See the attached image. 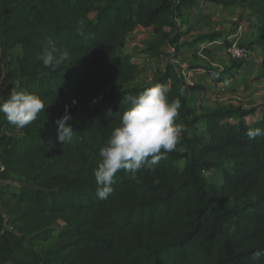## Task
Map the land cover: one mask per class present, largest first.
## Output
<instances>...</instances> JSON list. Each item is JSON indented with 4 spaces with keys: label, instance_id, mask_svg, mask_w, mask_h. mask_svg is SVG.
Returning <instances> with one entry per match:
<instances>
[{
    "label": "trees",
    "instance_id": "16d2710c",
    "mask_svg": "<svg viewBox=\"0 0 264 264\" xmlns=\"http://www.w3.org/2000/svg\"><path fill=\"white\" fill-rule=\"evenodd\" d=\"M205 1L252 10L264 79V0ZM196 2L0 0V97L26 91L48 106L23 129L0 114V264H264V135L247 136L264 130V106L191 104L174 60L222 36L183 40L185 12ZM138 27L155 33L143 49L156 63L146 84L136 82L133 55L120 53ZM49 39L69 53L56 71L37 59ZM242 61L209 70L226 82ZM155 85L168 88L169 102L181 101L176 149L135 180L118 171L113 193L100 199L94 170L130 107L123 97ZM66 105L73 136L62 144L55 122Z\"/></svg>",
    "mask_w": 264,
    "mask_h": 264
},
{
    "label": "clouds",
    "instance_id": "9594fccd",
    "mask_svg": "<svg viewBox=\"0 0 264 264\" xmlns=\"http://www.w3.org/2000/svg\"><path fill=\"white\" fill-rule=\"evenodd\" d=\"M37 59L44 68L56 71L69 59V53L49 39ZM167 93L166 86L155 85L139 95L123 97L122 103L130 107L122 114L119 126L111 131L100 149V162L94 170L98 198L107 199L113 193L112 185L118 171L130 172L135 180L137 171L152 169L162 159V153L176 149L183 130L175 123L181 101L176 98L169 102ZM76 103L74 99L72 104ZM47 107L38 95L26 91L12 90L6 100L0 97V114L17 129L32 124ZM71 119L69 106L66 105L64 115L55 122L57 140L62 144L72 140L73 128L68 123ZM261 135H264V130L260 128L247 132L250 139Z\"/></svg>",
    "mask_w": 264,
    "mask_h": 264
},
{
    "label": "rangeland",
    "instance_id": "374dc122",
    "mask_svg": "<svg viewBox=\"0 0 264 264\" xmlns=\"http://www.w3.org/2000/svg\"><path fill=\"white\" fill-rule=\"evenodd\" d=\"M246 9L247 10L245 11L247 12L245 15H239V9L237 7L231 9H218L213 8V6H209V14L207 13L203 16L198 17L200 18V21L198 23L196 22L197 18H195V20H192L193 27L190 26V32L186 31L183 40H188L189 38L194 39L193 37H196L197 35L202 33L225 32L226 34L231 33L232 35L235 33L236 35H239V32V41L246 45V47L250 50V55L247 59L252 57L253 53L255 55L254 58L257 59L260 53V46L258 48L253 47L251 43H244L245 41L242 38V34L244 33H246V35H250V37L251 34L255 36V31L258 30L259 27L258 20L256 16L252 14V10L248 8ZM206 18L209 20L206 21ZM250 22H254L255 26ZM200 23L202 24L200 25ZM242 25H244V29L241 28ZM253 28L257 29L253 31ZM235 34L231 37V39H238ZM154 35L155 33L152 28L138 27L130 33L126 44L120 50L121 54L133 55V60L139 63L140 73L136 80V82L138 83H149L156 75V63L152 61L151 57H148L143 53V49L147 46ZM228 42L225 44L223 42H220L221 44H218L217 50L219 52H211L210 50L209 52H199L195 50L187 52L185 51L181 52L178 55L179 57H177L174 61L177 64L180 72H182V69H190V67L192 68L203 66L205 65V63H207L208 66H214L216 65V63H219V65L227 67L229 65L228 62L232 60L228 49L230 45ZM254 70L255 67L254 69L250 67L248 70L244 69L245 73L243 72V70L241 72H238V80L235 79L234 85H230L231 82L226 84L212 82L210 81L211 77L207 76L202 82L195 84L194 87H196V89H189L190 87H186L187 92L191 98V104L198 111H201L205 108H212L218 104L241 105L244 108L248 109L264 105V79H258V77L256 78V76L254 75ZM198 127L200 130H202L204 124H199ZM5 131L9 133H16L13 129L10 128H6ZM206 175L211 178L212 176H214V170L206 171Z\"/></svg>",
    "mask_w": 264,
    "mask_h": 264
},
{
    "label": "crops",
    "instance_id": "0c3cea01",
    "mask_svg": "<svg viewBox=\"0 0 264 264\" xmlns=\"http://www.w3.org/2000/svg\"><path fill=\"white\" fill-rule=\"evenodd\" d=\"M209 6H213V8H218V9L219 8H229V9H231V8L237 7L239 9V11H238L239 15H241V14L245 15L246 12H247V11H245L247 9L244 8L241 5L223 6V5L212 4V3H209V2H207L205 0H197L196 5L192 9L187 10L185 12V21H186V23L184 24L185 26L182 27V30H186L187 31L189 29L191 31V27L190 26H192V20H195V18H197L196 22L198 23L200 21L199 20L200 18H198V17L203 16L204 14H207ZM249 17H250V15H249ZM207 20H209V19L206 18V21ZM250 23H252L255 26L254 22H250ZM201 24L202 23H200V25ZM243 26L244 25H242L241 28L244 29ZM256 29L257 28H253V31H255ZM258 31H259V28H258V30L255 31L256 32L255 36L251 34V37H250V35H246V33L242 34V38L245 41L244 43H252L253 41H255L256 35L258 34ZM221 33H222V36L218 40H215L213 42H210V41H199V42H196L195 44H193L192 46L184 48L181 52H185V51L187 52V51H191V50H195V51H199V52H203V51L209 52V50L211 52H219L217 50L218 49L217 48L218 44H221L220 42H223L225 44L228 41H229L228 43L230 44L231 37L235 34L234 33V34L231 35V33H228V34H226L225 32H221ZM238 34L240 35L239 32H238ZM239 35L235 34V36L238 37V38H239ZM193 38H195V37H193ZM184 40H186V39H184ZM188 40H192V39L189 38ZM252 45H253V47H257V48L259 47V45L256 46L257 44H252ZM259 49H260V53L258 55V58L255 59L254 58L255 55L253 53L252 57H250L247 60L242 61L240 67H234L232 69V78L230 80L226 81V82H217V81H215L213 76H212V74L210 73L209 69L210 68H216V69L229 68V67H232L234 65V63H236V60H231L230 62H228L229 65L227 67H223V65H219V63H216V65H214V66H211V65L208 66V64L205 63V65H203V66L192 67V68L190 67V69H182V72H183L184 77H185V87H190L189 89H193V88L196 89V87H194L195 84H198V83L202 82L204 80V78L207 77V76L211 77L210 81H212V82L222 83V84H226V83L231 82L230 85H234L235 84V79L238 80V72H241L242 70L244 72V69L248 70L250 67H252L253 69L255 67L254 75L257 78V76L259 75L260 64H261V61H262V58H263V50H262L261 47H259ZM177 57H179V56H177ZM152 61L154 62L153 59H152ZM262 106H264V105L257 106V108H260ZM260 114L261 113H260V111L258 109L254 114L248 116L247 120L259 118Z\"/></svg>",
    "mask_w": 264,
    "mask_h": 264
},
{
    "label": "built area",
    "instance_id": "2783aa9c",
    "mask_svg": "<svg viewBox=\"0 0 264 264\" xmlns=\"http://www.w3.org/2000/svg\"><path fill=\"white\" fill-rule=\"evenodd\" d=\"M232 60H245L250 55V50L238 39H231L228 47Z\"/></svg>",
    "mask_w": 264,
    "mask_h": 264
}]
</instances>
